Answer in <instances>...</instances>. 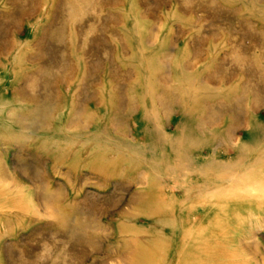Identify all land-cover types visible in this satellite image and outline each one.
<instances>
[{
    "label": "rangeland",
    "instance_id": "rangeland-1",
    "mask_svg": "<svg viewBox=\"0 0 264 264\" xmlns=\"http://www.w3.org/2000/svg\"><path fill=\"white\" fill-rule=\"evenodd\" d=\"M0 264H264V0H0Z\"/></svg>",
    "mask_w": 264,
    "mask_h": 264
}]
</instances>
